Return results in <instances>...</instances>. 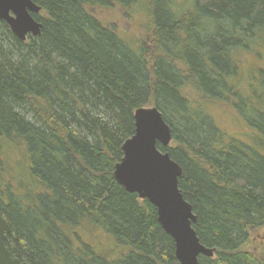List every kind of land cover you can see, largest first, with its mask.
Listing matches in <instances>:
<instances>
[{
  "label": "trees",
  "instance_id": "1",
  "mask_svg": "<svg viewBox=\"0 0 264 264\" xmlns=\"http://www.w3.org/2000/svg\"><path fill=\"white\" fill-rule=\"evenodd\" d=\"M31 1L41 9L33 15L39 37L21 42L0 21V153L19 152L27 192L23 205L4 200L0 183L10 256L26 264H178L156 209L113 176L135 111L150 106L172 136L157 149L181 168L193 230L214 250L198 264H264V248L258 256L242 250L264 228V77L263 94H239L235 62L264 46V0H145L147 37L136 45L92 10L125 13L143 0ZM232 100L253 131L250 145L205 111L204 103Z\"/></svg>",
  "mask_w": 264,
  "mask_h": 264
},
{
  "label": "water",
  "instance_id": "2",
  "mask_svg": "<svg viewBox=\"0 0 264 264\" xmlns=\"http://www.w3.org/2000/svg\"><path fill=\"white\" fill-rule=\"evenodd\" d=\"M31 0H0V21L21 42L38 37L41 24L33 18L40 12ZM134 135L124 142L123 157L114 167V179L127 193L135 194L156 209L157 222L174 243L178 264H198L200 256L213 258L214 250L200 244L192 225L196 217L178 188L182 171L165 148L172 141L171 130L155 107L135 111ZM11 230L0 216V264H26L10 256L4 238Z\"/></svg>",
  "mask_w": 264,
  "mask_h": 264
},
{
  "label": "rangeland",
  "instance_id": "3",
  "mask_svg": "<svg viewBox=\"0 0 264 264\" xmlns=\"http://www.w3.org/2000/svg\"><path fill=\"white\" fill-rule=\"evenodd\" d=\"M144 1L125 13L120 12L117 8H98L92 10V13L102 24L112 27L121 38L136 45L147 37L148 17L143 9L142 3ZM257 52V54L240 53L235 60L239 65V73L242 75L239 94L243 96H247L250 87L256 89L258 94L261 92L258 85L261 77H264V46ZM258 97H261V95ZM191 99L193 101L198 100V97L195 94H191ZM252 101L254 102V100ZM235 102L237 101L207 102L204 103L205 111L217 129L230 138L250 145V137H253V131L247 126L243 116L234 106L233 103ZM261 105L257 104L256 106L259 107ZM239 106H242V103ZM18 153L8 151L0 153V183L3 184L4 200L19 201L23 205L26 202L27 192L24 190L23 166L19 167L18 164V162H21L22 157ZM20 179L21 183H19ZM85 240L88 241L87 239ZM263 248L264 228L251 231L249 241L242 250L258 256Z\"/></svg>",
  "mask_w": 264,
  "mask_h": 264
},
{
  "label": "bare ground",
  "instance_id": "4",
  "mask_svg": "<svg viewBox=\"0 0 264 264\" xmlns=\"http://www.w3.org/2000/svg\"><path fill=\"white\" fill-rule=\"evenodd\" d=\"M39 36H40V35H39ZM39 36H38V37H39ZM28 37H30V36H28ZM28 37H27V38H28ZM27 38H26V39H27ZM25 41H26V40H25Z\"/></svg>",
  "mask_w": 264,
  "mask_h": 264
}]
</instances>
